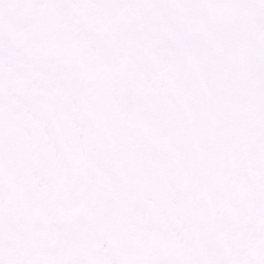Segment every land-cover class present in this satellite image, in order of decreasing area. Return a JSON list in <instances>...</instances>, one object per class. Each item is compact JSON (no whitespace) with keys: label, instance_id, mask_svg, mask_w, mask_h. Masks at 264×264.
Instances as JSON below:
<instances>
[{"label":"snow or ice","instance_id":"1","mask_svg":"<svg viewBox=\"0 0 264 264\" xmlns=\"http://www.w3.org/2000/svg\"><path fill=\"white\" fill-rule=\"evenodd\" d=\"M0 264H264V0H0Z\"/></svg>","mask_w":264,"mask_h":264}]
</instances>
